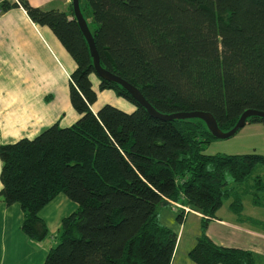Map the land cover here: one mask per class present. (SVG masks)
Instances as JSON below:
<instances>
[{
  "label": "trees",
  "instance_id": "1",
  "mask_svg": "<svg viewBox=\"0 0 264 264\" xmlns=\"http://www.w3.org/2000/svg\"><path fill=\"white\" fill-rule=\"evenodd\" d=\"M80 6L102 67L160 113H210L229 132L246 111L264 112V0H80ZM12 7L50 28L76 63L70 100L79 119L0 145V203L20 205L31 240L49 237L41 212L59 195L77 204L44 264H173L179 236L159 215L179 202L203 216L190 252L195 264H255L251 253L215 244L206 229L229 195L233 212L244 211L228 176L239 187L254 178L252 192L264 190L255 175L264 156L206 155L216 138L204 121L153 118L124 88L100 77V90H114L136 109L106 104L94 111L96 72L72 3L69 13L27 0L4 2L1 10ZM247 122L264 125L259 117Z\"/></svg>",
  "mask_w": 264,
  "mask_h": 264
},
{
  "label": "crops",
  "instance_id": "2",
  "mask_svg": "<svg viewBox=\"0 0 264 264\" xmlns=\"http://www.w3.org/2000/svg\"><path fill=\"white\" fill-rule=\"evenodd\" d=\"M4 1L16 5L12 0H0V145L33 139L56 123L63 127L71 126L80 117L70 100L75 61L50 28L34 23L22 7H12L3 12ZM27 1L36 8L64 13H69L67 9L71 3V0ZM93 110L99 109L93 107ZM1 169L0 159V191ZM60 199V204L55 207L57 220L49 222L44 214L42 217L52 235L60 229L61 221L66 217L63 211H70L66 197L62 195L52 203ZM178 204L183 205L182 202ZM253 204L261 211L245 214L243 227L237 225L238 219L229 217L228 224H224L225 220L215 216L212 220L217 226L214 237L211 233L206 234L219 246L251 253L255 264H259V259L264 258V198L259 199L258 205L253 200ZM170 207L177 215L180 214L179 209ZM9 208L0 203V247L4 252L0 264H44L52 242H33L22 230L25 216L21 207H17V213L16 208L13 211ZM189 214L203 217L190 210L184 214V221ZM36 254L38 260L35 262Z\"/></svg>",
  "mask_w": 264,
  "mask_h": 264
},
{
  "label": "rangeland",
  "instance_id": "3",
  "mask_svg": "<svg viewBox=\"0 0 264 264\" xmlns=\"http://www.w3.org/2000/svg\"><path fill=\"white\" fill-rule=\"evenodd\" d=\"M70 2L72 3V0ZM67 11L70 12V8H68ZM90 21L91 20L89 19L88 22ZM91 81L98 95V100L94 105L96 109H100L104 105L109 104L126 113L134 112V110L136 109L135 104H133L126 98L119 96L114 90H103V91L100 90L99 88L100 81L97 74L91 75ZM61 126L63 127V125ZM205 149H206L205 154L212 156L220 155V154L228 155V156H237V155H245V154H253V153H257L259 155L264 156V125L247 123V125L241 130H239L236 133V135H234L233 137L224 140L211 139V142L206 145ZM256 174H260L264 180V167L262 166L258 167L255 175ZM227 180L231 182V187L235 188L237 191L242 193L241 198L244 205V211L242 214H237L233 212L231 206L234 201V196L229 195L228 197H225L223 199V203L219 208V210L217 211L216 216L218 217V219L221 218L225 220L224 224H228L229 217H232L235 220L238 219L236 220L237 225L243 227L245 225L244 222L245 214L248 215L250 211H257V212L261 211L260 208L256 209V207L253 204V200L263 199L264 193L262 191L258 193L256 191L252 192L254 178L249 179L242 187L237 186V184L233 182V179L230 176L227 177ZM61 195L62 197H66L63 194ZM60 201L61 199L58 200V202L51 203L49 206L45 207L42 210L43 213L41 212L42 213L41 217H44L43 216L44 214L49 222H55L57 220V216L55 215V207H57L60 204ZM66 201L70 206V211L68 212L64 210L63 212H65L64 214H66V216H69L72 212H74L77 209V204L72 202L68 198H66ZM169 203H171V201ZM182 206L185 207L184 205ZM5 207L9 208L6 205ZM17 207H20V205L17 206L15 205L13 207H10L9 210L13 211V209L16 208L15 213H17L19 212V209ZM0 216H2L1 211H0ZM159 217L163 225H166L169 229L176 232L179 236V241L177 244L173 264H195L190 258V252L196 245L198 237L202 235L203 218L195 214H189L185 221L180 222L177 218V214L171 208L161 209ZM213 222L214 221L212 220L209 221L208 227L206 229L208 233L212 234L211 236H213L216 230L215 228L217 227ZM58 233H59L58 229H56L53 235L51 230H49V237L46 238L44 241L45 242L51 241L53 244L52 247L56 246L57 240L54 237H56ZM3 254H4L3 249L2 247H0V257H2ZM37 260H38V254L35 255V262ZM259 264H264V258L259 259Z\"/></svg>",
  "mask_w": 264,
  "mask_h": 264
},
{
  "label": "water",
  "instance_id": "4",
  "mask_svg": "<svg viewBox=\"0 0 264 264\" xmlns=\"http://www.w3.org/2000/svg\"><path fill=\"white\" fill-rule=\"evenodd\" d=\"M72 5L74 10L75 20L79 24L81 31L84 34L87 43L89 45L90 54L93 59V66L98 77H100L105 81L116 83L120 85L122 88H124L130 94V96L149 113L151 117L164 121L200 119L206 123L213 137L219 140L228 139L236 135V133L239 130H241L247 125L248 123L247 120L251 117H259L264 119V112L257 110H248L242 115L239 122L231 131L223 132L219 128L214 116L210 113L184 112V113H177L172 115H165L160 113L145 99V97L143 96V94L139 89H137L129 82L123 80L122 78L116 76L115 74L111 73L110 71L102 67L100 56L95 45L94 36L81 10L80 0H72Z\"/></svg>",
  "mask_w": 264,
  "mask_h": 264
},
{
  "label": "built area",
  "instance_id": "5",
  "mask_svg": "<svg viewBox=\"0 0 264 264\" xmlns=\"http://www.w3.org/2000/svg\"><path fill=\"white\" fill-rule=\"evenodd\" d=\"M13 2L19 4L18 0H13ZM172 206H174L175 208L179 209L181 213L186 214L190 211L189 208L183 207L182 205L178 204V203H172Z\"/></svg>",
  "mask_w": 264,
  "mask_h": 264
},
{
  "label": "bare ground",
  "instance_id": "6",
  "mask_svg": "<svg viewBox=\"0 0 264 264\" xmlns=\"http://www.w3.org/2000/svg\"><path fill=\"white\" fill-rule=\"evenodd\" d=\"M18 1H19V4H20V0H18ZM16 4H17V3H16ZM19 4H18V5H19Z\"/></svg>",
  "mask_w": 264,
  "mask_h": 264
}]
</instances>
